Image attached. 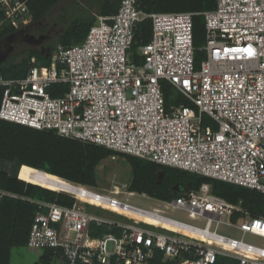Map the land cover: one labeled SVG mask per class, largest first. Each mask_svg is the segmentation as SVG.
<instances>
[{
  "label": "built area",
  "instance_id": "2783aa9c",
  "mask_svg": "<svg viewBox=\"0 0 264 264\" xmlns=\"http://www.w3.org/2000/svg\"><path fill=\"white\" fill-rule=\"evenodd\" d=\"M26 1L0 0L3 21L13 31L31 22ZM195 15L204 19L205 58L198 69ZM95 17L81 42L55 45L49 65L33 57L22 77L0 78V119L264 197V0H217L208 11L152 13L137 0H119L115 12ZM145 19L151 20V39L133 52L135 27ZM163 83L172 90L168 104ZM203 115L214 128L203 125ZM68 183L57 192L73 204L37 201L26 241L29 248L53 251L58 264H149L157 251L177 264H214L218 255L238 264H264V215H251L241 200L231 203L215 195L209 184L170 201L152 198L156 205L143 208L120 198L138 193L116 185L101 193ZM4 197L19 198L0 188V200ZM83 204L125 221L87 212ZM168 210H180L186 219L169 216ZM117 211L152 216L156 223ZM219 224L241 237L218 233ZM104 227L111 231L102 232ZM245 234L260 241L246 242Z\"/></svg>",
  "mask_w": 264,
  "mask_h": 264
},
{
  "label": "trees",
  "instance_id": "16d2710c",
  "mask_svg": "<svg viewBox=\"0 0 264 264\" xmlns=\"http://www.w3.org/2000/svg\"><path fill=\"white\" fill-rule=\"evenodd\" d=\"M61 0H27L26 5L31 21H38L48 14ZM217 0H137L139 7L146 13L152 12H203L212 10ZM97 11L89 16L75 17L69 22L60 38V44L81 42L89 27L94 24L97 15H109L116 11L119 0H90ZM0 9V39L13 32ZM151 20L145 19L137 23L134 30V42L131 51L150 41L152 34ZM204 39V19L201 15L193 16L194 65L199 68L205 58L204 51L198 50L200 40ZM53 50V47L52 49ZM49 55L33 49L20 52L13 58L0 63V78L10 79L22 77L35 58L39 63L49 65ZM134 61L139 59L135 54ZM165 103L171 101L172 90L163 83ZM3 87L0 86V103ZM59 90L56 85L51 95L56 96ZM181 98L178 101L181 102ZM204 124V123H203ZM124 158L131 167V180L128 191L144 193L147 196L170 201L181 195L184 190L198 189L201 184H209L212 192L249 209L251 215H264L261 206L264 197L255 190L231 183L212 179L200 174L178 168L163 166L139 157L123 154L93 143L66 138L51 130H37L24 125L0 119V188L15 193L19 198L4 197L0 200V264H10V250L13 247L26 246L27 236L33 217L39 206L37 201L55 202L71 206L74 199L70 196L22 181L18 171L22 165L38 169L44 173L56 175L74 184H83L96 188L97 167L107 157ZM111 231L104 227L102 232ZM57 262V256L51 250H43L38 264ZM149 264H177V259H164L163 254L155 252ZM214 264H238V261L218 255Z\"/></svg>",
  "mask_w": 264,
  "mask_h": 264
},
{
  "label": "rangeland",
  "instance_id": "374dc122",
  "mask_svg": "<svg viewBox=\"0 0 264 264\" xmlns=\"http://www.w3.org/2000/svg\"><path fill=\"white\" fill-rule=\"evenodd\" d=\"M90 1V0H89ZM72 6L73 14L71 15V18L84 16H89L90 12H96L97 6L95 4H87L86 2H75ZM198 50L203 51L204 47V39L200 40ZM181 102L185 104H189V102L183 98H181ZM203 125H209L211 127H215V123L208 115H203ZM97 184L98 186L96 188H93L95 191L101 192V193H109L111 190L114 189V185H116L120 190L122 191H128V186L131 178V167L129 163L122 157L119 156H111L107 157L106 159L102 160L100 164L97 167ZM54 191V190H53ZM57 192V191H56ZM120 198L125 201L127 198V202L130 204H133L135 206L148 208L153 207L156 205L155 200L152 198H147L141 196L139 193L133 196H126V194H121ZM84 205V209L87 212L93 213L97 216L106 217L113 220H120L125 221V218L120 217L119 215L110 212L108 210L101 209L96 206L91 205ZM120 213H123L127 216H132L135 218V215L131 213H124L121 211H117ZM167 214L169 216L179 218V219H186V215L184 212L180 210H168ZM225 220V218H222ZM142 220V219H141ZM145 221V220H144ZM148 222V221H146ZM150 223V222H149ZM213 228V227H212ZM217 232L220 234L228 235L231 237L240 238L241 233L236 230L235 228L226 226L224 224H219L217 227ZM243 239L246 242L249 243H256L257 241H260V238L252 235V234H245L243 236ZM42 249H32L27 246L22 247H13L10 250V264H38L40 256L42 254ZM52 264H58L57 262H54Z\"/></svg>",
  "mask_w": 264,
  "mask_h": 264
},
{
  "label": "water",
  "instance_id": "95a60500",
  "mask_svg": "<svg viewBox=\"0 0 264 264\" xmlns=\"http://www.w3.org/2000/svg\"><path fill=\"white\" fill-rule=\"evenodd\" d=\"M43 25V21H32L24 29L13 31L3 38L0 39V63L7 60V58L15 52L16 45L25 43L27 46L37 49L41 47L40 52L42 54L49 55L51 46H44V39L47 37V34H41L35 36L31 34V31L36 30L37 27ZM21 168V167H20ZM20 171V169H19ZM18 171V172H19ZM261 211L264 214V204L261 206Z\"/></svg>",
  "mask_w": 264,
  "mask_h": 264
},
{
  "label": "crops",
  "instance_id": "0c3cea01",
  "mask_svg": "<svg viewBox=\"0 0 264 264\" xmlns=\"http://www.w3.org/2000/svg\"><path fill=\"white\" fill-rule=\"evenodd\" d=\"M74 3H75V1H73V0H67L66 2H62V0H61L48 14L45 15L46 21L45 22L43 21V25L38 27V28H42L43 26H46L47 28L48 27L50 28L51 27L50 25L51 24L53 25V32H54L53 42L51 44H48L51 46V49H52V47L54 48L56 44L60 43L59 40H60L63 32L65 31L69 22H71L73 20V18H71V15L73 14V10L71 8H72V6H74L73 5ZM86 3L88 4V2H86ZM90 13L94 14V12H90ZM95 15H97V14H95ZM42 18L40 20H42ZM45 34H49V32H45ZM19 47H20L19 44L16 45L15 52L13 54H11L7 58V60L13 58L14 56H16L17 54H19L20 52H22L24 50H28V49L36 50V49L31 48L29 46H23V48H20L21 51L18 52ZM50 51H52V50H50ZM130 180H131V178H130Z\"/></svg>",
  "mask_w": 264,
  "mask_h": 264
},
{
  "label": "bare ground",
  "instance_id": "6f19581e",
  "mask_svg": "<svg viewBox=\"0 0 264 264\" xmlns=\"http://www.w3.org/2000/svg\"><path fill=\"white\" fill-rule=\"evenodd\" d=\"M18 178L22 181L39 185L50 190H62L65 188V184H69L68 181L49 173H44L33 167L22 165L20 171L18 172ZM131 213V212H128ZM132 214V213H131ZM136 217L148 221L150 223H156V220L152 216H138Z\"/></svg>",
  "mask_w": 264,
  "mask_h": 264
},
{
  "label": "flooded vegetation",
  "instance_id": "af4514ba",
  "mask_svg": "<svg viewBox=\"0 0 264 264\" xmlns=\"http://www.w3.org/2000/svg\"><path fill=\"white\" fill-rule=\"evenodd\" d=\"M66 1L67 0H62V2H66ZM73 1L79 2V3L83 1L89 2V0H73ZM42 21L44 22L46 21V16L42 18ZM50 26H51L50 28L49 27L47 28L46 26H43L42 28L37 27L36 30L31 31L30 33L37 37L41 34H45V32H49V34H47V37L44 39V46H46L48 44H51L54 38L53 25L51 24ZM19 46L20 47L18 48V52L21 51L20 48H23V46H27V45L25 43H21ZM41 49H42L41 47H37L36 50L40 52Z\"/></svg>",
  "mask_w": 264,
  "mask_h": 264
}]
</instances>
